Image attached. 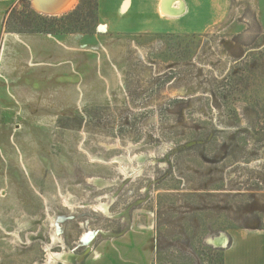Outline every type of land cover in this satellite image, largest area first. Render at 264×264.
<instances>
[{
    "label": "rangeland",
    "instance_id": "rangeland-1",
    "mask_svg": "<svg viewBox=\"0 0 264 264\" xmlns=\"http://www.w3.org/2000/svg\"><path fill=\"white\" fill-rule=\"evenodd\" d=\"M212 2L206 27L137 33L98 0H0V264L129 233L152 264H222L226 234L264 229V0Z\"/></svg>",
    "mask_w": 264,
    "mask_h": 264
},
{
    "label": "crops",
    "instance_id": "crops-1",
    "mask_svg": "<svg viewBox=\"0 0 264 264\" xmlns=\"http://www.w3.org/2000/svg\"><path fill=\"white\" fill-rule=\"evenodd\" d=\"M41 1L44 7L54 5L53 0ZM60 1L66 4L71 0ZM179 1L177 9L176 0H98L99 19L114 32H189L201 24V19L203 27L207 26L204 25L216 7L212 0L204 4L193 0ZM76 4L77 0L74 6L61 14L71 11ZM193 4L202 6L196 11L195 22L188 17ZM162 9L167 14L162 15ZM176 9L180 13H176ZM225 236L222 264H264V229H237ZM153 255L154 239L151 235L129 233L113 242L99 243L81 264H152Z\"/></svg>",
    "mask_w": 264,
    "mask_h": 264
},
{
    "label": "bare ground",
    "instance_id": "bare-ground-1",
    "mask_svg": "<svg viewBox=\"0 0 264 264\" xmlns=\"http://www.w3.org/2000/svg\"><path fill=\"white\" fill-rule=\"evenodd\" d=\"M57 0H53L52 3H54V5H51V6H48V7H44L43 6V2L41 0H33V6L35 9H37V11H40L42 12L43 14H49V15H59L61 14L62 12H66L67 10H69L72 6H74V4L76 3V0H71L69 1L68 3H62L60 0L57 1ZM67 1V0H66ZM180 5V1L179 0H176V6H177V9ZM182 8V7H181ZM176 9V13H180V10L178 11ZM175 12V11H174ZM53 13V14H51ZM175 13V14H176ZM161 14H167L165 13V11L162 9L161 10ZM209 243L213 244V245H220V246H224V241H223V237H211L209 238ZM222 246V247H223ZM51 258V257H49Z\"/></svg>",
    "mask_w": 264,
    "mask_h": 264
},
{
    "label": "trees",
    "instance_id": "trees-1",
    "mask_svg": "<svg viewBox=\"0 0 264 264\" xmlns=\"http://www.w3.org/2000/svg\"><path fill=\"white\" fill-rule=\"evenodd\" d=\"M74 13H76V12L74 11L73 14H74ZM70 16H71V14H68V15L63 16V18L66 19V18H69ZM47 33L50 34V33H52V32H49V31H48Z\"/></svg>",
    "mask_w": 264,
    "mask_h": 264
}]
</instances>
